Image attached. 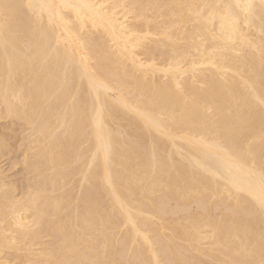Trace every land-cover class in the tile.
Here are the masks:
<instances>
[{
	"label": "bare ground",
	"instance_id": "1",
	"mask_svg": "<svg viewBox=\"0 0 264 264\" xmlns=\"http://www.w3.org/2000/svg\"><path fill=\"white\" fill-rule=\"evenodd\" d=\"M0 264H264V0H0Z\"/></svg>",
	"mask_w": 264,
	"mask_h": 264
}]
</instances>
